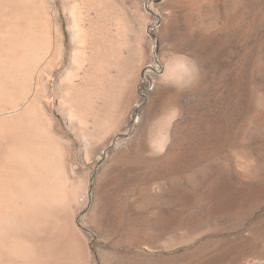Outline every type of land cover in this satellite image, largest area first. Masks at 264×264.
Here are the masks:
<instances>
[{
  "label": "rangeland",
  "instance_id": "1",
  "mask_svg": "<svg viewBox=\"0 0 264 264\" xmlns=\"http://www.w3.org/2000/svg\"><path fill=\"white\" fill-rule=\"evenodd\" d=\"M117 3L134 87L126 128L78 168L91 264H264V0ZM174 54L195 64L182 90L164 78ZM161 107L179 141L157 162L140 136Z\"/></svg>",
  "mask_w": 264,
  "mask_h": 264
},
{
  "label": "bare ground",
  "instance_id": "2",
  "mask_svg": "<svg viewBox=\"0 0 264 264\" xmlns=\"http://www.w3.org/2000/svg\"><path fill=\"white\" fill-rule=\"evenodd\" d=\"M131 35L117 0H0V264H91L78 168L127 126ZM189 72L176 59L164 78ZM172 110L151 109L148 160L176 150Z\"/></svg>",
  "mask_w": 264,
  "mask_h": 264
},
{
  "label": "clouds",
  "instance_id": "3",
  "mask_svg": "<svg viewBox=\"0 0 264 264\" xmlns=\"http://www.w3.org/2000/svg\"><path fill=\"white\" fill-rule=\"evenodd\" d=\"M172 58L181 60L184 66L190 68V72H189L190 78L187 81L177 82L175 86L177 87L178 90H182L183 88L189 87L194 82L196 77L194 62L190 61L187 57H180L176 54H174Z\"/></svg>",
  "mask_w": 264,
  "mask_h": 264
}]
</instances>
